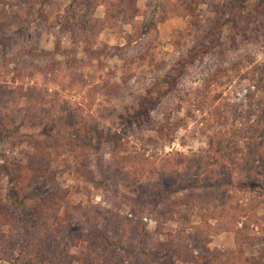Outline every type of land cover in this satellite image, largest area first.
I'll return each instance as SVG.
<instances>
[{"label": "rangeland", "instance_id": "374dc122", "mask_svg": "<svg viewBox=\"0 0 264 264\" xmlns=\"http://www.w3.org/2000/svg\"><path fill=\"white\" fill-rule=\"evenodd\" d=\"M193 1L0 0V264H264V1Z\"/></svg>", "mask_w": 264, "mask_h": 264}, {"label": "trees", "instance_id": "16d2710c", "mask_svg": "<svg viewBox=\"0 0 264 264\" xmlns=\"http://www.w3.org/2000/svg\"><path fill=\"white\" fill-rule=\"evenodd\" d=\"M235 1L239 2L241 0H235ZM182 2H183V4H185V9H183L184 8L183 5H180L179 9L184 10V16H189L191 14L193 16V13H194V10H195L194 6H195L196 2L193 1V0L188 1V3H186L183 0H182ZM238 4L239 3H236V5H235L236 7L234 8V10L237 9ZM232 12H234V15L236 14L235 11H232ZM74 66H75L74 60H68L66 62L54 61L53 63L50 64V66H47L46 69H44L43 72L46 74L47 77L49 75H51V74H52V76H55L56 79H52L55 82H57V79L60 80L59 78H61V81L63 83V80H65L67 78L66 75H64L63 73L67 71L68 76H70L71 70H73ZM57 76H58V78H57ZM174 124H175V126H178V127L182 126L181 123H173V125ZM8 131L9 130L6 127H4L3 125L0 124V136H1V138L6 136ZM69 148L70 149L68 150V152L66 150V152L62 151L60 154H62V153H70L71 151H75L76 150L73 147H69ZM42 149L45 150V151H43ZM54 153L57 154V152H54ZM121 153H123V154L126 153L125 154L126 157L124 156L123 159H122V160H124V162H125V160H128V159L132 160L133 159L132 157H134V155L132 154L130 149H125V150L115 149L113 155H114V157H115V159L117 161H119V159L122 157L120 155ZM33 154L36 155V158L39 161V163L38 164H33V166H24V170H25V174L23 175L24 178L21 177L20 181L24 182L25 184L29 180L28 174L33 172V171H37V173H36L37 174L36 175V179L37 180H40L41 178H51L52 176L50 174V169H48V168L50 167L51 164H53V163L55 164L57 162V160L54 159V155H52V152L48 151V148L44 147L43 143H38V147L36 148V150H35V152ZM67 158L68 157L64 158V160H61L60 162H62V164L64 166H67L69 169L71 168V170H74L77 173L84 171L87 168V166H88V164H87L88 161L85 163L84 161H82L79 158L78 161H80V162H78L77 160L72 162L71 160H67ZM37 160L33 159L34 163H36ZM82 166H85V167L83 168ZM23 173H24V171H23ZM160 193H161V191H160ZM157 195L159 196V193H157ZM60 199L64 200L63 197H60ZM207 204H208V201H206L204 203V206H206ZM17 206L22 207L21 204H17ZM2 207H3V204H0V208H2ZM67 209H70V208L67 207ZM40 212H41V210L38 209L37 213H40ZM4 215L8 216V219L10 220V223H12L14 220H15L14 222H16V223H17V221H19L18 219H15V217H14L15 214H14L13 211H11V213L8 212L7 214H3L0 211V221H1V223L3 222V217H1V216H4ZM13 218H14V220H13ZM126 219H128V218H126ZM124 220L125 219H123V220L118 222L119 223L118 224V228L124 229L125 231H127V234H128L129 232H131V228H133V229L136 228V226H135L136 221L134 219H128L126 222H124ZM0 226H1V224H0ZM94 226H96V225H94ZM161 232H162V230L159 231V232L157 231V233L154 234V233H151L149 231H141L140 234H139V238H140V241H141L140 242V246H141L140 250H141V252L147 251V248H146L147 244L146 243L148 241V238H151V239L156 238V241H157L160 238L159 236H162V234H164V233H161ZM184 234H179V233L170 234L169 235V239H170L169 244H174L175 247L178 248V250H179V247H178L179 244L184 245V242H185V239H186ZM154 236H156V237H154ZM103 241L105 243H107L106 238L103 239ZM143 255L147 256V254H143ZM27 260H29V259H27Z\"/></svg>", "mask_w": 264, "mask_h": 264}]
</instances>
